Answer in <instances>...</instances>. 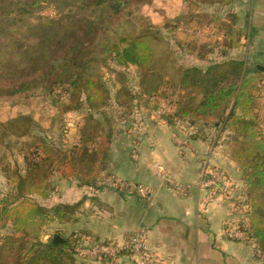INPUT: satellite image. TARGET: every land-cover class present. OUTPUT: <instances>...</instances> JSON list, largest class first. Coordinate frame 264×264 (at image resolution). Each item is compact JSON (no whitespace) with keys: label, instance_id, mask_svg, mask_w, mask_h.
<instances>
[{"label":"trees","instance_id":"1","mask_svg":"<svg viewBox=\"0 0 264 264\" xmlns=\"http://www.w3.org/2000/svg\"><path fill=\"white\" fill-rule=\"evenodd\" d=\"M152 2L0 0V97H19L24 107H31L29 112L0 120V142L9 135L34 139L18 147L23 171L18 168L8 177L10 190L0 199V228L6 229L0 235V264H85L78 262L75 255L74 234L73 240L42 241L40 237L46 223L75 219L83 199L48 208L30 195L46 197L54 171L76 180L78 185L103 188L106 184L102 178L109 175L114 122L102 108L110 104V99L117 107H124L127 116H122L120 121L127 124L131 116L135 117L129 114L133 107L136 110V100L144 101L142 95L151 93L163 95L164 88L176 93L172 96L175 111L166 115L168 122L202 120L230 130V156L246 186L245 228L264 255V131L261 127L264 97L259 94L264 71L258 68L249 71L245 61L236 58L215 61L205 67H174L176 62L170 52H166V59L164 54L157 58L156 36L163 48L170 49L160 30H155V37L147 32H132L133 15L138 12L134 11L135 7ZM195 3L190 0L191 8ZM47 5L54 7L55 16L39 14ZM179 22L166 21L163 26L171 30ZM232 25L230 21L219 23L225 30L221 44L229 49L240 44ZM27 31L36 34L35 41H21L20 34ZM177 46L183 51L186 48L181 43ZM186 46L189 52L204 57L202 49L194 51ZM160 59L171 64L174 76L166 79L164 71L156 68L158 61L162 66ZM111 63L139 68V94L120 75L119 88L111 98L112 90L101 71ZM46 105L62 113L73 110L83 113L76 127L75 143L56 147L35 135L38 120L31 113ZM97 113L101 119L96 117ZM132 150L133 147V155Z\"/></svg>","mask_w":264,"mask_h":264},{"label":"crops","instance_id":"2","mask_svg":"<svg viewBox=\"0 0 264 264\" xmlns=\"http://www.w3.org/2000/svg\"><path fill=\"white\" fill-rule=\"evenodd\" d=\"M232 50L236 48L220 51L221 58L215 61L241 59L250 71L253 60L248 52L242 56ZM229 53L235 57H228ZM195 57L202 63L206 59ZM137 115L126 126L113 124L109 175L102 180L103 188L79 186L69 179V204L83 199L75 219L69 221V233L122 246L139 232L145 251L162 264H264V255L225 232L247 222L242 206L246 186L230 156V130L197 120L182 133L187 134L186 144L178 145L172 139L173 123L158 121L152 112ZM132 147L137 157L131 154ZM159 167L184 188L183 193L162 181ZM214 167L223 172V180L215 187H202L204 170ZM139 185L146 195L138 192ZM81 261L135 264L124 250L114 257L87 256Z\"/></svg>","mask_w":264,"mask_h":264},{"label":"rangeland","instance_id":"3","mask_svg":"<svg viewBox=\"0 0 264 264\" xmlns=\"http://www.w3.org/2000/svg\"><path fill=\"white\" fill-rule=\"evenodd\" d=\"M194 1L196 3L192 8V4H189L190 0H153L150 5L136 6L134 11L136 10L138 12L137 14L135 13L136 15H133L132 32L137 34L147 32L155 37V30H160L161 37H164V40L167 42L166 47L169 46L170 49L167 51L166 48H163L160 45L162 43L156 41V36L154 42L157 44L155 47L156 51L154 52L157 58L164 54L166 59V52H170L176 62L174 67L180 65H202L209 61L220 59L222 54L220 51H227V49H229L221 44L225 30L219 26V23L222 21H230L233 22L232 26L234 27V31L239 35L240 43L239 46L236 47V50L232 51L242 56L244 53L248 52L246 56H249V58L253 60L249 62L250 70L253 71L257 64L264 67V0H223L224 2L221 0ZM39 14L46 17H53L56 15V10L54 7L47 5L39 11ZM176 20L180 21L176 28H172L171 30L164 28L163 25L166 21L172 23ZM199 28L202 29V34L197 36L194 34V31ZM185 29H189V31H184ZM214 29L216 31H214ZM130 31L131 29H129V32ZM35 35L36 34L27 31L20 34L19 37L22 42H33L36 40ZM178 43L185 45L186 48L184 51L183 48L177 46ZM186 45L194 48V51H196V49H202V52L204 51V57L207 60H203V63L200 62L196 59L194 53L188 51ZM259 54H262V57H258L257 55ZM227 56L235 57L230 53ZM256 59L258 61H256ZM160 61H162V66L158 61L157 65L155 64L156 68L162 72L164 71L166 79L174 76V69H172L171 64L165 60L160 59ZM101 71L104 80L112 90V99L114 92L119 88L120 75L125 79V84H127L135 94H139L140 79L139 68L137 66L132 64L119 66L116 63H111L110 67H102ZM263 84L264 81L259 87V91ZM163 90L165 93L163 95L159 93H151V95L146 96L142 95L145 100H136V110L135 107H133L129 115L133 113L136 116L137 114L141 115L142 113L152 112V115L158 118V121L162 118L165 120L164 122L168 123L166 115H160L158 117L156 113L158 105L150 99L151 97H172L176 94L169 92L166 88ZM112 102L113 101L110 99V104L103 107L102 111L108 118L116 123V126L117 124H123L120 118L122 116H127L124 113L126 110L124 107H117L114 102ZM22 103L23 100L19 97H0V120L5 121L7 118L15 116L23 111L29 112L31 107L27 106L26 108ZM31 115L35 120H38V126L35 127L37 129L35 135H38L41 139L43 138L45 141L53 143L56 147H63L62 144H70L77 141L74 128L82 121V112L80 113L73 110L62 113L56 107H49L46 105L44 109L35 110ZM96 117L99 119L102 118L100 113H97ZM178 122H184L189 126H193V123L190 122L189 119L179 120ZM177 123H173L175 128ZM124 125L126 126L127 124ZM32 140H34L32 136L16 138L13 135H9L0 142V199L10 190L8 177L13 175V172L18 168L23 171L22 156L17 154L18 147L24 141ZM48 183L50 187L46 197H42L39 194H32L30 197L40 205L48 208L60 203L69 204V178L62 177L57 171H54ZM5 231L6 229L0 228V235ZM40 237L42 241H49L52 238H56V240L60 238L73 240L69 233V221H50L46 223L42 228ZM75 255L78 262H83L80 256L77 254Z\"/></svg>","mask_w":264,"mask_h":264},{"label":"built area","instance_id":"4","mask_svg":"<svg viewBox=\"0 0 264 264\" xmlns=\"http://www.w3.org/2000/svg\"><path fill=\"white\" fill-rule=\"evenodd\" d=\"M186 30L189 31V29H185L184 31ZM201 30V28L196 29L194 31V34H196L197 36L201 35ZM259 94L261 97H264V84L260 88ZM150 99L152 100V102L157 103L158 107L156 108V113L159 116L172 115L174 113L175 106L172 102L174 97H151ZM187 127H189L188 124L178 122L174 131H172V139L178 145L186 144L187 134L182 133L187 130ZM262 129L264 131V125L262 126ZM186 132H188V130ZM133 156L137 157V153L134 150ZM159 170H161L160 177L164 183H166L174 190L179 191L180 193L184 192V188L177 182H174V180L166 172L163 171L162 167H159ZM223 178L224 174L219 168L214 167L210 169H205L203 172V177L201 179V186L204 188L215 187L216 185H218L219 182L223 180ZM120 183L121 182H119V184ZM137 190L143 196L147 193V190L140 185L137 187ZM242 206L247 210V204L245 203V201L242 202ZM246 225L247 222H244L241 226L227 227L225 229L226 235L230 239H235L248 243L249 245H251L257 255H263L257 243L252 240L248 235V231L245 228ZM74 238L76 239L75 253L80 256V258H84L87 256L114 257L115 255H117V253L124 250L129 255H132L134 257L135 264H162L158 259H156L150 253L145 251L143 246L144 237L139 232L136 233L129 241H126L122 246L113 245L105 241L90 242L81 234L75 235Z\"/></svg>","mask_w":264,"mask_h":264},{"label":"water","instance_id":"5","mask_svg":"<svg viewBox=\"0 0 264 264\" xmlns=\"http://www.w3.org/2000/svg\"><path fill=\"white\" fill-rule=\"evenodd\" d=\"M256 68H258V69H260V70L264 71V67H263V66H261V65H259V64H257V65H256Z\"/></svg>","mask_w":264,"mask_h":264}]
</instances>
